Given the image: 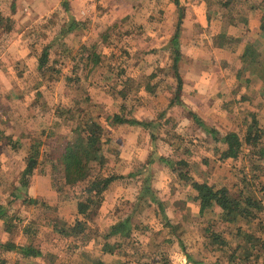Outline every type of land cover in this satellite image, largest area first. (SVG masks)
<instances>
[{"label":"rangeland","instance_id":"rangeland-1","mask_svg":"<svg viewBox=\"0 0 264 264\" xmlns=\"http://www.w3.org/2000/svg\"><path fill=\"white\" fill-rule=\"evenodd\" d=\"M62 2L0 0V242L39 250L24 257L1 248L0 260L264 264V0H65L67 10ZM197 18H205V26ZM249 19L255 30L243 25ZM70 20L74 28L63 32ZM229 24L233 35L224 30ZM244 45L252 52L242 57ZM45 47L48 67L39 68ZM114 113L156 126L114 124ZM88 116L104 127L106 163L92 165L87 179L64 184L58 152ZM252 120L261 128L260 143L221 159L225 144L210 130L243 139ZM35 150L38 163L22 188L37 203H23L13 192ZM98 173L114 179L101 204L81 216L76 205ZM146 176L166 219L147 197L137 200ZM193 181L252 195L262 210L235 222L222 220L216 206L201 214ZM126 217L129 236L104 238ZM76 218L84 221L82 232L71 230ZM212 234L224 245H212ZM244 234L259 238L254 248Z\"/></svg>","mask_w":264,"mask_h":264},{"label":"trees","instance_id":"trees-1","mask_svg":"<svg viewBox=\"0 0 264 264\" xmlns=\"http://www.w3.org/2000/svg\"><path fill=\"white\" fill-rule=\"evenodd\" d=\"M62 4L64 6V9L67 10V4L65 0H63ZM5 20V29H8L7 23H9V18H6ZM75 24L76 23L74 20H70L68 24H66L63 32L71 31L74 28ZM260 29L264 31V15L261 19ZM178 36L179 31L178 29H176L172 37L174 67H176L179 55ZM47 51L48 48L45 47L42 51V54L38 58L39 68L48 67L47 63L49 58ZM251 52V49H249V47H246L244 49L242 57L247 56L246 54L249 55ZM94 60L96 59L94 58ZM174 71L176 72V70ZM181 88L182 80L179 76H177V86L174 93V97L176 99L180 95ZM194 118L196 117L194 116ZM111 122L114 124H136L150 129L156 126V123L154 122L126 117L125 115L119 113H114L112 115ZM251 127L252 128L247 130L243 139H241L239 135L234 131L227 132L224 135H219L217 131L210 130V134L213 136L214 140L225 144V148L221 151L220 154L221 159L236 158L241 152L243 144H247L249 146H257L258 143H260L259 140L263 135L259 132L261 128L257 126L256 120H252ZM253 129H257L256 132L253 131ZM103 131V125L91 118V116H88L86 119L78 122L74 126V135L65 142L64 146L60 148L56 159L58 164L62 168L64 184H73L78 182V180L87 179L92 165H97L100 168L104 166V164L106 163V157L101 147V138L104 134ZM0 135H2L1 132ZM2 138L3 137L0 136V140ZM259 149L261 151L264 148ZM262 153H264V151ZM162 160L163 159L160 157V161ZM37 163L38 152L37 150H35L33 153L28 154L26 157V166L22 170L20 175V186L15 188L18 194H15L13 192L14 197L22 199L23 203H37V200L30 198L22 188L29 185L30 177L33 175ZM113 179V176H105L101 173H98L96 176H94V178L88 180L84 189V191L86 192V196L84 199L78 201L76 205L77 213L81 216H86L87 210L89 208L98 207L102 201V196L100 195L107 189ZM191 186L196 191V195L194 198L199 203V213L201 214L204 213L207 208L216 206L221 210L220 216L222 220L226 222H235L240 219L251 220L255 217V213L262 210L260 201L252 195H233L225 187L215 188L205 182L193 181L191 183ZM146 197L152 203H155L158 206L162 215L166 219V215L164 214L163 209V203L157 198V196L155 195V191L151 188L148 176H146L145 180L142 183L137 200H144ZM0 212L3 215V206H0ZM83 222L81 219L76 218L75 227H72L71 230L75 232H82L85 228ZM168 225L171 224L168 223ZM130 231V218L126 217L125 219L119 220L118 222L112 224L109 230L104 234V238H110L113 236L127 237L129 236ZM244 235H246V239L249 240V248H254L257 245L259 238L254 237L250 234ZM209 239L210 243L214 246L216 243L224 245L223 240L218 236V234H212L211 237H208V240ZM1 248L4 250L17 251L24 257L37 256L39 254V250L35 249L30 244L18 245L8 240L5 242H0V251H2ZM104 249L111 252L113 251L114 247L109 243H105ZM0 261L2 264H6L4 260ZM96 264L104 263L97 262Z\"/></svg>","mask_w":264,"mask_h":264},{"label":"crops","instance_id":"crops-1","mask_svg":"<svg viewBox=\"0 0 264 264\" xmlns=\"http://www.w3.org/2000/svg\"><path fill=\"white\" fill-rule=\"evenodd\" d=\"M253 6V5H252ZM196 21L200 24V26H205V18H197L196 19ZM243 25H248V27L250 28V29H252V30H255L256 29V26H257V23H255V20H251V19H249V21L246 23V24H244L243 23ZM225 32H226V34L227 35H230V34H232L233 33V31H234V27H233V25H231V24H229L225 29ZM233 35V34H232ZM213 38V37H212ZM245 46V47H244ZM243 46V49L241 48V46H240V56L243 54V52H244V49L248 46V45H244ZM229 48V47H228Z\"/></svg>","mask_w":264,"mask_h":264}]
</instances>
